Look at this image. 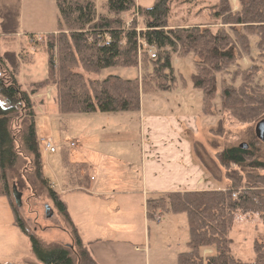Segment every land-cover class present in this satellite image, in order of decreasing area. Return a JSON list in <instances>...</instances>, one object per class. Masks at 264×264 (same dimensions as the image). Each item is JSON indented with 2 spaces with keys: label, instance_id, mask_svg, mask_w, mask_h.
<instances>
[{
  "label": "trees",
  "instance_id": "1",
  "mask_svg": "<svg viewBox=\"0 0 264 264\" xmlns=\"http://www.w3.org/2000/svg\"><path fill=\"white\" fill-rule=\"evenodd\" d=\"M175 1L155 0L150 8H141L134 0H106L103 12L98 13L90 0H56L58 28L44 37L46 78L32 84L28 92L18 82V74L0 67V197L7 199L13 226L28 239L30 252L40 264L97 263L89 245L79 238L61 195L43 176L32 97L49 89L60 116L139 112L142 93L173 90L176 78L171 59L188 55L195 58L193 88L202 92L205 116L217 114L213 104L217 76L228 74V79H220V114L233 124L247 126L248 141L217 151L213 166L195 145L197 159L214 180L218 181L215 169L224 173V189L150 198L147 220L152 222L166 212L186 216L188 252L179 255L178 264H264V240L254 239V259L245 263L232 255L230 239L238 215H257L264 226V143L263 135L256 133L264 123V81L255 64L257 60L264 63V0H216L210 14L220 24L215 31L203 24L169 29ZM138 22L142 27L138 28ZM250 37L256 39L255 56ZM110 68H136L139 74L135 79L86 77ZM223 133V129L211 132ZM64 170L67 189L88 187L85 164L71 163L65 157ZM13 186L20 193L34 192L38 199L45 191L67 224L62 231L71 245L48 246L27 230L18 214L22 207L17 208L12 200ZM203 249H212L214 254L202 257Z\"/></svg>",
  "mask_w": 264,
  "mask_h": 264
},
{
  "label": "rangeland",
  "instance_id": "2",
  "mask_svg": "<svg viewBox=\"0 0 264 264\" xmlns=\"http://www.w3.org/2000/svg\"><path fill=\"white\" fill-rule=\"evenodd\" d=\"M90 1L95 3L98 13L103 12V5L106 0ZM134 1L141 8H150L155 2V0ZM216 3V0H196L194 2L176 0L171 7L167 22L168 28H187L203 24L215 31L220 27V24L213 21L210 14ZM58 18L56 0H0V67L18 74V82L28 92H30L32 84L44 80L47 76L44 56L46 40L44 37L57 31ZM125 19L131 20L128 17ZM140 27L142 25L138 22V28ZM255 44V37H250L252 56L256 55ZM17 54L19 55L17 56ZM242 58V63L247 65L246 57ZM16 59L22 64L20 69L19 66H16L19 63L16 62ZM194 62L195 58L192 55L183 58L173 56L171 66L176 78L173 90L166 92L154 90L142 93L140 104L142 103L144 107L159 106L165 112L170 110L173 114L195 118L196 124H198L196 128L199 132H197V142L193 144V150L196 145L204 156L205 162L210 164L211 160L213 166L214 155L217 151L247 144L249 131L247 126H238L233 124L230 119L221 117L220 79H228L227 73L217 76V95L213 102L217 114L205 116L202 113V92L193 88V78L196 75ZM255 64L260 67L259 77L264 81V63L257 60ZM230 71L232 72L233 68ZM138 74L136 68H110L102 70L98 75L90 74L86 77L89 80H104L108 76L135 79ZM52 98L49 89L32 97L36 103V135L39 141L43 176L52 186L57 185L56 192L61 195L64 202H67L70 194L69 189L65 186L67 181L64 170L65 157L71 163H88L92 167L97 164V162L93 163L92 161L97 159L93 152L101 151L113 160H127L128 158H137L139 148L136 149L135 144L133 146L135 139L132 140L127 136L129 131L127 132L122 128V120H117L115 123H111V120L105 122V119L113 116L109 114L60 116ZM0 103L3 104L1 98ZM149 112H153L150 107ZM114 117H120V114L118 116L114 114ZM220 129L224 131L222 135L211 134V132L215 133ZM258 132H260L259 127L256 129V133ZM261 141L264 143V134ZM43 142L51 143L56 152L54 154L48 153ZM69 142H76L80 146L78 145L76 149L71 148L68 145ZM123 145L128 146L130 150L133 147L131 154L121 149ZM89 151L92 154V160L87 156L86 161L84 153L87 155ZM194 154L197 158L195 150ZM214 172L218 181H213V190L224 189L226 185L224 173L218 168ZM21 193L23 206L18 214L27 230L39 237L48 246L59 244L62 247H68L71 245V241L62 231L67 228V224L56 213L47 199L45 191L43 195L41 194L40 199L34 192L28 193L21 190ZM262 193L264 194V191ZM119 200H124V202L120 203ZM107 201L108 210L116 208L117 204L120 205L118 215L109 217L113 221L112 225L120 228L119 232H134L142 238L149 233L150 228L152 234L151 256L155 254V251L164 249L167 244H171L175 252H188L186 244L189 240V234L184 214L166 212L162 215L164 222L152 221L145 225L144 217L146 214L143 213L141 198L114 195L111 198L108 197ZM46 205L53 211V215L49 219L44 215ZM72 218L80 222L84 217ZM13 219L6 199L1 198L0 264H40L30 252L28 239L13 226ZM255 238L259 241L264 240V226L260 224L258 216L238 215L230 235L233 242L232 255L242 262H252L254 259L252 243ZM167 241L170 243H166Z\"/></svg>",
  "mask_w": 264,
  "mask_h": 264
},
{
  "label": "crops",
  "instance_id": "3",
  "mask_svg": "<svg viewBox=\"0 0 264 264\" xmlns=\"http://www.w3.org/2000/svg\"><path fill=\"white\" fill-rule=\"evenodd\" d=\"M16 62L19 61L16 59ZM16 66L20 69L21 62ZM149 107L153 112H149ZM108 114L113 116L105 119V122L122 120V128L129 131L125 135L135 139L133 146L135 144L136 149L139 148V155L134 159L113 160L97 151L93 152L97 159L92 160L90 151L87 155L84 153L85 159L89 156L97 164L90 167L85 163L90 171L86 189L69 190L67 202L63 201L68 216L81 241L89 245L97 264H178L179 255L187 252H175L171 244H167L151 256L150 228L149 233L142 238L134 232H119L120 228L112 225L113 221L109 217L118 215L120 205L110 210L106 205L107 198L114 195L139 197L145 215L146 202L150 198L175 192L213 190L216 180L202 167L193 150L199 132L197 120L173 114L170 110L165 112L159 106L144 107L142 103L139 112ZM114 114H120V117H114ZM121 149L131 154L128 146L123 145ZM52 188L55 190L57 185ZM6 202L10 208L7 199ZM119 202L123 203L124 200ZM72 217L84 218L77 222ZM144 218L146 225L150 221ZM154 221L164 222L163 217L155 218ZM213 254L212 249L201 251L202 257Z\"/></svg>",
  "mask_w": 264,
  "mask_h": 264
},
{
  "label": "water",
  "instance_id": "4",
  "mask_svg": "<svg viewBox=\"0 0 264 264\" xmlns=\"http://www.w3.org/2000/svg\"><path fill=\"white\" fill-rule=\"evenodd\" d=\"M258 127L260 130V133L263 135L264 134V123H261ZM12 198H13L14 205L17 208H21L22 207V194L17 190L15 186H13L12 188ZM44 209H45V212H44L45 217L47 219L51 218L53 215V211L51 210V208L48 205H46Z\"/></svg>",
  "mask_w": 264,
  "mask_h": 264
},
{
  "label": "built area",
  "instance_id": "5",
  "mask_svg": "<svg viewBox=\"0 0 264 264\" xmlns=\"http://www.w3.org/2000/svg\"><path fill=\"white\" fill-rule=\"evenodd\" d=\"M152 57H154V55H152ZM44 143V146H45V149L48 153L50 154H54L56 152L55 148L51 145V143L49 142H43ZM68 145L71 147V148H74L76 149L78 147V143L76 142H69Z\"/></svg>",
  "mask_w": 264,
  "mask_h": 264
}]
</instances>
